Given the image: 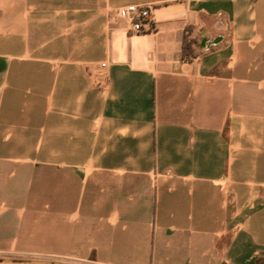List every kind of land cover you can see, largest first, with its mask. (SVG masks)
<instances>
[{"label": "crops", "instance_id": "1", "mask_svg": "<svg viewBox=\"0 0 264 264\" xmlns=\"http://www.w3.org/2000/svg\"><path fill=\"white\" fill-rule=\"evenodd\" d=\"M0 264H264V0H0Z\"/></svg>", "mask_w": 264, "mask_h": 264}, {"label": "built area", "instance_id": "2", "mask_svg": "<svg viewBox=\"0 0 264 264\" xmlns=\"http://www.w3.org/2000/svg\"><path fill=\"white\" fill-rule=\"evenodd\" d=\"M116 13L118 16L127 18L129 20L130 25H131V30L134 33H144L145 32L142 28V24L149 15L148 7L129 4V5L117 8Z\"/></svg>", "mask_w": 264, "mask_h": 264}, {"label": "trees", "instance_id": "3", "mask_svg": "<svg viewBox=\"0 0 264 264\" xmlns=\"http://www.w3.org/2000/svg\"><path fill=\"white\" fill-rule=\"evenodd\" d=\"M191 46H192V41H188L187 38L185 37L184 42H183V50H182V58L187 60L190 56L191 53Z\"/></svg>", "mask_w": 264, "mask_h": 264}]
</instances>
